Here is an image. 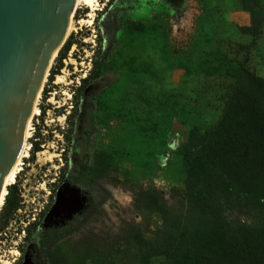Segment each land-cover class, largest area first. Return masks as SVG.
Instances as JSON below:
<instances>
[{"label":"rangeland","instance_id":"374dc122","mask_svg":"<svg viewBox=\"0 0 264 264\" xmlns=\"http://www.w3.org/2000/svg\"><path fill=\"white\" fill-rule=\"evenodd\" d=\"M98 6L93 12L82 4L76 7L71 18L76 30L63 45L74 42L64 67L50 81L57 56L43 85L27 152L31 155L35 138L46 145L34 159H22L14 183L22 210L0 231V264L17 262L24 236L20 216L36 207L33 201L45 193L43 181L37 180L49 173L45 168L61 163L60 154L68 149L63 133L74 93L98 51L104 72L82 96L69 151L72 175L86 177L87 190L74 191L70 201L81 214L70 230L50 238L70 264L79 262L89 240L105 249L129 224L165 237L164 221L137 207L135 191L157 189L177 209L186 176L184 147L194 127L212 126L221 113L230 83L227 65L248 57L251 69L264 77V0H98ZM247 7L260 8L263 33L258 38L243 34L238 27L247 26L231 20L232 14L245 11L250 26ZM28 161L30 166L24 164ZM93 163L98 167L89 178L87 168Z\"/></svg>","mask_w":264,"mask_h":264},{"label":"trees","instance_id":"16d2710c","mask_svg":"<svg viewBox=\"0 0 264 264\" xmlns=\"http://www.w3.org/2000/svg\"><path fill=\"white\" fill-rule=\"evenodd\" d=\"M258 9L247 7L251 25L238 27L254 38L263 33ZM73 43L70 39L60 51L50 81L63 69ZM249 62L248 57L230 61L225 70L230 83L216 122L190 132L183 150L186 176L179 207H172L154 188L134 193L137 207L162 218L165 237L147 235L139 225L129 224L105 249L89 240L76 264H154L159 257L163 264H264V77L253 71ZM104 67L98 51L89 75L74 93L68 129L63 133L69 145L76 132L82 96L103 75ZM48 91L44 90L45 98ZM38 150L39 143L34 142L32 152ZM96 165L88 166L89 178ZM21 201L17 185L10 186L0 213V231L21 208ZM50 259L53 264H70L56 251Z\"/></svg>","mask_w":264,"mask_h":264},{"label":"water","instance_id":"95a60500","mask_svg":"<svg viewBox=\"0 0 264 264\" xmlns=\"http://www.w3.org/2000/svg\"><path fill=\"white\" fill-rule=\"evenodd\" d=\"M76 3L0 0V193L21 157L28 119L65 43ZM66 197L60 195L58 204H66Z\"/></svg>","mask_w":264,"mask_h":264},{"label":"flooded vegetation","instance_id":"af4514ba","mask_svg":"<svg viewBox=\"0 0 264 264\" xmlns=\"http://www.w3.org/2000/svg\"><path fill=\"white\" fill-rule=\"evenodd\" d=\"M64 138L66 139L65 136ZM33 142H38L40 148H44L46 145L40 138L33 139ZM32 144L31 150L34 147V143ZM66 144L68 149H63L58 159L61 163L51 165L52 168L50 166L45 168L49 173H44V176L40 175V178L37 180L39 183H41V180L43 181L42 187L45 185L43 187L45 193L42 194L38 203L33 201L36 207L30 213H28V210H25V215L20 216L22 218L21 223L24 226H20L21 229L19 232L24 233V236L21 252L15 264H53L50 256L51 253L55 252V247L50 238L53 236V233H66L70 230L71 226L77 222L79 214H81L76 209H72L73 205L70 201L71 195L75 193L74 191L87 190L86 177L78 180L75 175H72L69 159L71 145L68 144L67 140ZM42 151L41 149L35 153L32 152L28 156L34 159ZM24 164L30 166L31 162L28 161ZM42 172H44L43 169ZM78 175L81 176V173H78ZM44 177L48 178V183L44 180ZM22 178L23 176H20V179ZM60 195L70 197H66V204H58ZM22 196H26V194L23 192ZM19 210L22 209L20 208Z\"/></svg>","mask_w":264,"mask_h":264},{"label":"bare ground","instance_id":"6f19581e","mask_svg":"<svg viewBox=\"0 0 264 264\" xmlns=\"http://www.w3.org/2000/svg\"><path fill=\"white\" fill-rule=\"evenodd\" d=\"M81 4L85 5V6H88V7H91L92 8V12H93V10L97 9L98 0H77V3H76L77 7H79V5H81ZM75 30H76V27H75L74 21L71 19L67 35L70 34L72 31H75ZM46 79H47V76L45 77L44 83H45ZM44 83H43V85H44ZM42 88H43V86H42ZM42 88L40 90L41 92H42ZM40 95H41V93H39V98H40ZM37 114H39V108L37 107V104H35V106L33 108V112L31 114V116L29 117L27 125H26L25 139H24V143H23L21 157L19 158V160L17 161V163L15 164V166L13 167L11 172L6 176L4 184H3V187L1 189V193H0V210L2 209V207H3L4 203H5V199H6V196L8 194V187L15 183V180H16V177L18 176V173L22 171L21 165H22L23 157L26 158L29 155L28 152H27L28 149H27V146H26V141H27L28 138L31 137L32 119Z\"/></svg>","mask_w":264,"mask_h":264},{"label":"crops","instance_id":"0c3cea01","mask_svg":"<svg viewBox=\"0 0 264 264\" xmlns=\"http://www.w3.org/2000/svg\"><path fill=\"white\" fill-rule=\"evenodd\" d=\"M231 18H232L231 20H234L235 22H239L240 23L239 26H248L250 23L249 22L250 17L248 13L245 11H240L235 14H232Z\"/></svg>","mask_w":264,"mask_h":264},{"label":"built area","instance_id":"2783aa9c","mask_svg":"<svg viewBox=\"0 0 264 264\" xmlns=\"http://www.w3.org/2000/svg\"><path fill=\"white\" fill-rule=\"evenodd\" d=\"M86 76V75H85ZM2 233L0 232V235H1Z\"/></svg>","mask_w":264,"mask_h":264}]
</instances>
